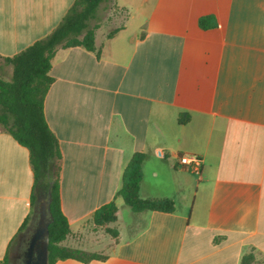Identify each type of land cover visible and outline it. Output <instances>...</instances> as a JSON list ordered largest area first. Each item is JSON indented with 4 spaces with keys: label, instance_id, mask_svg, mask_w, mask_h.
<instances>
[{
    "label": "crops",
    "instance_id": "0c3cea01",
    "mask_svg": "<svg viewBox=\"0 0 264 264\" xmlns=\"http://www.w3.org/2000/svg\"><path fill=\"white\" fill-rule=\"evenodd\" d=\"M74 1L0 0V56L49 35ZM123 8L97 29V51L60 48L52 61L63 245L106 256L55 264L264 262V0H108L100 13ZM8 66L0 58L1 75ZM135 152L147 154L140 196L173 211L136 212L118 195ZM186 153L202 156V178ZM34 182L29 149L0 123V264L34 211ZM112 200L117 220L98 225ZM112 223L116 235L102 230Z\"/></svg>",
    "mask_w": 264,
    "mask_h": 264
},
{
    "label": "trees",
    "instance_id": "16d2710c",
    "mask_svg": "<svg viewBox=\"0 0 264 264\" xmlns=\"http://www.w3.org/2000/svg\"><path fill=\"white\" fill-rule=\"evenodd\" d=\"M108 0H75L56 28L46 37L35 41L13 56H0L3 63L12 67L10 79L0 74V123L12 136L30 151V162L34 172V192L32 203L35 205L37 194H45L48 200L51 221L49 232V264L59 259L74 258L84 262L105 258L103 254L86 252L63 245L70 234V224L61 205V174L63 153L56 133L50 127L45 114L46 95L54 81L50 74L53 58L60 48L83 46L97 51V29L102 22L98 19L104 2ZM117 7V6H115ZM114 6L111 7L113 9ZM118 9V8H117ZM117 11L122 15L124 8ZM213 17L202 18L200 24L206 28L213 25ZM121 26L111 30L113 35ZM181 123L187 121L183 116ZM147 157L144 152H135L123 175V186L118 191L129 206L136 211L162 210L173 211L174 202L168 198H142L140 185L143 178V164ZM52 174V183L49 179ZM51 189V193H50ZM37 192V194H36ZM118 206L114 200L99 207L93 216L98 225L115 222ZM32 214L22 226L25 229ZM112 234L117 230H110ZM252 256V255H251ZM250 256H246L244 261ZM8 255L5 264L8 263Z\"/></svg>",
    "mask_w": 264,
    "mask_h": 264
},
{
    "label": "flooded vegetation",
    "instance_id": "af4514ba",
    "mask_svg": "<svg viewBox=\"0 0 264 264\" xmlns=\"http://www.w3.org/2000/svg\"><path fill=\"white\" fill-rule=\"evenodd\" d=\"M38 198V200H37ZM36 198L33 216L24 229V232L17 242L16 248L12 257L8 260V264H24L26 258V251L30 245L33 236L40 231H43L39 243L42 245L45 240L46 227L51 221V214L49 212L48 200L45 194H38Z\"/></svg>",
    "mask_w": 264,
    "mask_h": 264
},
{
    "label": "water",
    "instance_id": "95a60500",
    "mask_svg": "<svg viewBox=\"0 0 264 264\" xmlns=\"http://www.w3.org/2000/svg\"><path fill=\"white\" fill-rule=\"evenodd\" d=\"M49 179L52 183V174L51 171H49ZM50 193H51V189H50ZM37 194V192H36ZM38 195V194H37ZM38 200V198H37ZM48 226L46 227V235H45V240L43 242V244L41 245L38 241L40 239V236L42 234L43 231L37 232L31 242L30 245L26 251V258H25V263L24 264H49V232H48ZM24 232V229L21 230L17 236L15 237V240L12 244V246L9 249L8 252V257L9 259L12 257L14 250L16 248L17 242L20 239V237L22 236Z\"/></svg>",
    "mask_w": 264,
    "mask_h": 264
},
{
    "label": "rangeland",
    "instance_id": "374dc122",
    "mask_svg": "<svg viewBox=\"0 0 264 264\" xmlns=\"http://www.w3.org/2000/svg\"><path fill=\"white\" fill-rule=\"evenodd\" d=\"M113 13V12H112ZM109 14L111 15V13H109V11H105V10H102L101 13H99V18L98 19H92L91 20V24H94L96 23V21H100V22H103V21H107V24L110 25V27L112 26H115L117 24V20L119 21L121 19V15H115V11H114V17L113 15H111L110 17V21H108V16ZM120 22V21H119ZM108 26V25H107ZM105 28V27H104ZM10 66L7 67V70H4V74L3 76L6 78V79H10L11 78V71H10ZM9 70V71H8ZM35 206V205H34ZM34 212V211H33ZM32 216H33V213H32ZM32 218V217H31ZM99 227V226H98ZM118 223H112L109 225V227H102V230L106 231V232H110L112 234V232L110 230H113V229H116L118 228ZM105 228V229H104ZM110 234V235H111ZM249 258H251L249 260ZM249 258L246 259L245 261V264H264V262L262 261H257L253 256H250ZM8 264V263H6Z\"/></svg>",
    "mask_w": 264,
    "mask_h": 264
},
{
    "label": "built area",
    "instance_id": "2783aa9c",
    "mask_svg": "<svg viewBox=\"0 0 264 264\" xmlns=\"http://www.w3.org/2000/svg\"><path fill=\"white\" fill-rule=\"evenodd\" d=\"M179 162L185 165L190 172L202 178L204 163L202 156L195 153H186L179 157Z\"/></svg>",
    "mask_w": 264,
    "mask_h": 264
}]
</instances>
